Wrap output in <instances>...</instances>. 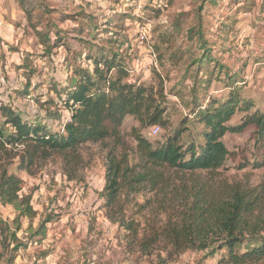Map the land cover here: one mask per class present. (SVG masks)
<instances>
[{"label":"rangeland","instance_id":"1","mask_svg":"<svg viewBox=\"0 0 264 264\" xmlns=\"http://www.w3.org/2000/svg\"><path fill=\"white\" fill-rule=\"evenodd\" d=\"M47 1L75 19L65 20L58 25L60 29L70 31L72 23L83 28L79 39L90 43L93 33L99 32L103 43L111 37L108 28L117 33L113 49L124 59L131 83H139L155 95L163 111V125H159L157 136L151 137L149 126L126 117L119 144L108 140L84 144L74 153H46L29 173L17 170L18 160L14 159L10 171L22 180L21 194L31 197L36 217L20 220L21 230L16 235L22 246L17 251L9 239L3 244L0 239V264L10 260V264H221L222 254L213 249L158 260L155 254L141 251L131 241V234L108 218L113 214V219H119L122 210L123 220L135 223L140 238L164 223L162 205L173 201L171 192L184 187L206 188L203 205L210 212L227 207L236 195L252 198L256 210L249 224L264 231V167L255 165L261 153L255 147L252 128L223 136L229 155L217 170H165L153 192L147 188L121 198L122 208L116 214L104 208L102 197L109 149L117 154L125 149L133 164L138 161L134 134L154 146L175 132H180L182 145L199 141L201 127L195 113L208 97L221 99L228 94L227 74L236 75L232 86L239 90L241 99L251 101L250 113H264V0ZM2 8L15 17L5 16V22L13 21L18 27L6 35L13 36L10 40H0V55L6 51L18 62L25 55L28 63L19 71L9 65L6 56L0 59V106L40 123L50 133H59L65 114L61 99L67 88L63 86L73 79L72 72L68 64H61L58 54L53 62L43 56L35 30L19 9L17 15L11 5ZM56 19L51 16V22L56 23ZM37 28L45 31L44 24ZM196 29L201 35L195 33L192 38ZM71 43L79 47L78 42ZM60 51L64 55V50ZM242 116L237 113L229 124L239 123ZM5 131L9 132V127ZM178 202L175 206H182ZM13 214L16 216L13 209L0 205V216L4 217H0V225L9 227V233L15 227ZM211 222L213 226L218 220Z\"/></svg>","mask_w":264,"mask_h":264},{"label":"trees","instance_id":"2","mask_svg":"<svg viewBox=\"0 0 264 264\" xmlns=\"http://www.w3.org/2000/svg\"><path fill=\"white\" fill-rule=\"evenodd\" d=\"M16 1L36 32L43 56L52 58L58 54L62 64H68L73 79L63 86L67 88L61 99L65 114L59 133H50L40 123L30 122L0 106L3 121L0 126V205L16 213V216L13 214L15 218H11L15 226L11 233L9 227L0 225V239L2 244L9 239L14 244L13 251L22 246L16 235L21 230L20 220L36 217L31 197L21 194L22 180L10 171L14 159L18 160L17 170L29 173L40 155L46 153H74L84 144L108 140L119 144L126 117L150 128L163 125V111L156 104L155 95L147 87L131 83L124 59L113 49L118 43L117 33L108 28L111 37H106L103 43L102 35L93 33L89 43L79 39L84 30L75 23L71 24L70 31L60 29L58 25L65 20L75 19L50 9L44 0ZM51 16L58 18L56 23L51 22ZM43 24L45 31L37 28ZM107 25L110 27V23ZM195 33L200 37L201 33L196 29L191 33L192 38ZM72 40L78 42L79 47L73 45ZM83 46H86L85 50L81 49ZM60 50H64V55ZM226 76L228 94L221 99L208 97L206 104L195 113L201 127L197 133L199 141L182 145L179 143L180 132H175L154 146L141 135L134 134L138 161L133 164L125 149L121 154L108 150L102 197L109 213L116 214L118 209L121 210V198H129L147 188L153 192L165 170L192 173L221 168L229 155L221 141L225 134H238L252 128L255 147L261 153L260 161L255 165L256 168L264 167V113L257 110L250 113L251 101L241 99L239 90L232 86L236 75ZM237 113L243 114L239 123L230 125ZM5 127H9V132ZM206 190L195 187L175 189L170 193L173 201L162 205L164 223L140 238L135 223L123 220L122 210L119 219H113V214L108 218L117 221L131 234V241L141 251L155 254L158 260H171L187 251L213 249L222 254L221 264H264V231L248 221L256 210L255 201L245 195H236L227 207L210 212L203 205ZM175 201L182 206H175ZM215 220L218 222L212 226L211 221ZM31 230L30 227L27 232ZM41 235H44L43 231Z\"/></svg>","mask_w":264,"mask_h":264},{"label":"crops","instance_id":"3","mask_svg":"<svg viewBox=\"0 0 264 264\" xmlns=\"http://www.w3.org/2000/svg\"><path fill=\"white\" fill-rule=\"evenodd\" d=\"M46 3H47V5H49V7H50V9H56V10H58V12L60 11L61 13H63L64 12V10L62 9V8H57V7H55L56 5H55V3L54 4H52V5H50L49 3H48V1L47 0H44ZM4 5H11L12 7H13V9H16V13H17V15H18V10L17 9H19V11H20V13L22 14V15H24V13L22 12V10H21V8H20V6H19V4H18V2L16 1V0H6V1H3V0H0V10H1V7H3ZM63 11V12H62ZM13 13H15V11L13 12ZM64 14V13H63ZM5 16L6 17H8V18H10V19H12V20H14L15 19V17L14 16H12V17H9L7 14H6V12H5V9H3L2 8V10H1V13H0V24H2L3 25V27L0 25V40H3V41H5V40H7L8 41V39L10 40V38H12L13 36L11 35V36H6L7 34H12V33H14L17 29H14L15 28V25L18 27V23H13V21H11V22H5ZM24 17H25V19L28 21V24L30 25V20L29 19H27V17L24 15ZM4 19V20H3ZM25 23H27V22H24L22 25H24ZM22 27V26H21ZM32 28V27H31ZM10 30H11V32L12 33H10ZM38 38V37H37ZM38 43H39V40H38ZM40 44V43H39ZM16 45H18L17 43H16ZM9 49V48H8ZM9 50H11V48L9 49ZM15 52V51H14ZM3 56H6V60L8 61V59H9V65H11V66H14V67H17L18 69H20L19 71H21L22 69L24 70V66L25 65H27V61L25 60V58H27V57H25V55H24V57H22V59H21V61H19L18 62V60H15V58H14V56H10V57H8V55L6 54V51H4V53L2 54V55H0V59L1 60H3ZM59 58H60V56H58ZM47 58H50V57H47ZM58 58V60L60 61V59ZM5 60V61H6ZM51 61L53 62L54 61V58L52 57L51 58ZM62 64V63H61ZM66 64V63H65ZM2 207V206H1ZM6 209H11V208H9V207H6ZM1 217V216H0ZM2 219L4 218V217H1ZM5 220V219H4Z\"/></svg>","mask_w":264,"mask_h":264},{"label":"built area","instance_id":"4","mask_svg":"<svg viewBox=\"0 0 264 264\" xmlns=\"http://www.w3.org/2000/svg\"><path fill=\"white\" fill-rule=\"evenodd\" d=\"M159 127L158 126H152L150 129H149V133H150V136L151 137H154V136H157V134L159 133Z\"/></svg>","mask_w":264,"mask_h":264}]
</instances>
